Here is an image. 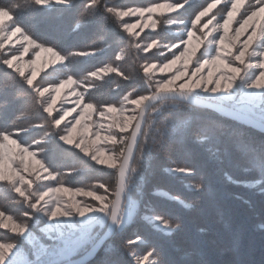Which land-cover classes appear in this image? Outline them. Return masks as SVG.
Returning <instances> with one entry per match:
<instances>
[{
	"label": "snow or ice",
	"instance_id": "obj_1",
	"mask_svg": "<svg viewBox=\"0 0 264 264\" xmlns=\"http://www.w3.org/2000/svg\"><path fill=\"white\" fill-rule=\"evenodd\" d=\"M221 2L222 0H212L206 3L185 22L175 19L176 16H169L166 20H157L153 16L186 10V6L191 7V0H171L126 10L108 4L105 0H84L73 31L79 30L82 25L94 24L104 28L111 18L127 34L128 48H134L137 52L156 49L157 53L164 57L159 64L149 61L141 66L149 94L137 92L133 95V89V92L123 96L122 101L113 104L93 99L95 90L100 87L96 81L103 80L104 76L110 73H115L125 80L133 79V76L117 63L126 59V48L115 55L113 62L90 70L82 79H78L68 72L72 61L74 58L88 57L95 52L87 48L64 52L55 42L36 37L21 22L22 15L29 8H44L49 11L57 10L56 6L72 8L73 0H24L23 4L19 0H10L9 3L0 0V65L12 69L18 75L19 80L13 77L14 86L19 87L20 94L28 98L29 107L47 114L42 116L39 122H33L27 127L18 125L15 120L10 123L0 122V182L6 183L15 199L19 198L17 202L26 205L25 210L18 215L0 209V231H4L8 236V239H0V264H43V258L46 256L63 257L65 252L74 254L80 246L88 242L92 226L103 214L110 212V218L117 227L120 224L117 216L122 210L126 212L129 220H132L140 205L130 197L125 198L124 193L127 190L129 171L136 172V168L131 167V164L136 159L134 147L140 143L138 137L144 138L141 153L149 159L152 155V148L148 145L150 133L143 128L145 114L150 108H155L156 103L174 101L179 81H185L178 85L180 95L185 98L192 96L196 89L203 93H225L227 95L222 97L206 98L231 101L233 110L238 114L252 112L257 105L261 113H264V52L257 49L258 44H264V0H224V6L220 9L222 23L213 11ZM238 15L240 19L236 20ZM127 16L144 18L150 21V24L126 22L124 17ZM205 17L208 19L202 24L201 21ZM213 21L216 23L213 24ZM234 22L239 25L235 29L232 28ZM158 25L165 28L181 25L182 29L179 35L163 46V40L158 38L159 34L145 37L148 41L146 43L140 42V33L136 29L150 26L155 30ZM221 30L222 34L213 35ZM118 43L123 44L124 38L119 37ZM210 43L216 45L214 55L207 51ZM16 44L20 47L15 48V51L12 48L6 49V45L15 47ZM201 46H205L203 53L197 56ZM165 49L171 53L170 56L165 55ZM30 50L33 58L23 62L24 56ZM193 64L195 67L189 72V67ZM25 69L29 71L26 73ZM47 69H50L47 76L38 80L41 71ZM157 69L160 73H172L171 78L154 80L152 74ZM205 69H208L206 76L203 75ZM242 81H246L245 91H241ZM65 94L75 97L71 101L73 107L66 109L61 105L57 109L58 101ZM199 98V93L192 96L194 100ZM68 102L66 99L65 103ZM126 105L134 106L128 114ZM54 110L60 112V115L54 116ZM73 113L76 115L73 116ZM116 113L123 117L122 121H116ZM94 114L99 115L100 122L93 121ZM70 116H73L72 120H68ZM107 119H112L113 123H104ZM90 122L95 124V130ZM129 128L132 129L130 142L126 135ZM35 129H42L43 132L39 138L33 136L29 141L28 137ZM101 131L106 134L101 135ZM157 131L160 133L159 143L163 149L167 131ZM105 142L111 147L98 146ZM55 148H60L63 152H68L69 148L78 149L96 164L107 165L118 172V187L110 211L109 189L105 188L104 184L98 185L104 189L103 195H97L95 191H85L83 188L63 186L62 180L58 179L62 173L51 168L47 162L46 153L54 151ZM165 171L181 179L196 175V169L188 166H172ZM259 171L264 177V155L261 156ZM226 179L238 185L247 186L249 183L233 181L229 176H226ZM42 181L49 183L38 185V182ZM186 186L197 192L204 190L203 177L199 182ZM154 194L174 201L181 207H191L178 196L161 192ZM77 196H88L100 203L98 206L84 204L75 199ZM64 197L70 202L65 201ZM144 208L146 214L143 219L162 237L171 236L180 229L178 220L161 214L154 206L145 204ZM76 216L81 217L76 223H53L61 219L74 220ZM41 218L44 227L40 231L45 233L47 239L53 241L52 246L44 244L31 231ZM105 239L106 237H100L92 248L93 255L104 248L105 257L101 264H174V261L165 260L160 250L143 236L135 235L124 242L123 248L131 257L128 260L121 259L113 245L104 247ZM25 244L27 248L24 247ZM133 245L136 246L135 249ZM193 264L206 262L194 261Z\"/></svg>",
	"mask_w": 264,
	"mask_h": 264
},
{
	"label": "trees",
	"instance_id": "obj_2",
	"mask_svg": "<svg viewBox=\"0 0 264 264\" xmlns=\"http://www.w3.org/2000/svg\"><path fill=\"white\" fill-rule=\"evenodd\" d=\"M3 2L9 3L10 0ZM19 2L23 4L24 0ZM158 2L171 0H120L106 3L125 8ZM208 2L212 0H191V7L186 6V10L180 14L190 18ZM73 4L72 8L56 6L57 10L52 11L29 8L22 15L21 22L36 37L55 42L64 52L84 48L94 51L95 54L87 58H74L72 61L68 72L78 79H82L90 70L113 62L121 49H127L126 59L117 63L133 79L125 80L115 73L105 76L103 80L96 81L100 87L94 92V100L115 104L133 89V95L137 92L148 93L141 66L152 55L128 48L127 34L111 18L104 28L94 24L82 25L79 30L73 31L84 0H73ZM164 36L159 35L162 44L167 40ZM119 37L124 38L123 44L118 43ZM13 77L20 79L12 69L0 65V122L15 120L18 125L25 127L39 122L47 114L29 107L28 98L20 94L19 87L14 86ZM209 100L216 102L214 99ZM223 104L231 107L227 103ZM158 129L167 131L163 149L160 147ZM144 131L150 133L148 145L152 148L151 159L140 151L144 147L142 137L132 164L136 172L130 171L126 191V198L139 202L140 208L130 224L117 227L104 247L113 245L118 256L128 260L131 257L123 244L127 239L140 235L150 240L165 260L174 261V264H193L194 261H204L206 264H264V182H260L264 177L259 171L261 156L264 155V134L214 112L172 100L157 103L155 108H151ZM42 132V129H35L28 137L29 141L33 136L39 138ZM46 155L51 168L62 173L58 179L62 180L63 186L99 191L98 185L104 184L112 192L115 189L116 171L96 164L78 149L69 148L68 152H63L55 148ZM172 166L192 167L196 169V175L181 179L165 171ZM226 176L233 181L249 183L247 186L231 183ZM202 177L204 190L197 192L186 186L199 182ZM159 190L180 197L191 207L184 208L155 195ZM13 195L6 183L0 182V209L18 215L25 210L26 205L17 202L19 198L15 199ZM145 204L178 220L180 229L171 236L162 237L143 220ZM103 216L105 224L95 227L88 234V242L76 250L72 258L80 256L104 232L109 213ZM0 239H8L4 231H0ZM44 239L40 238L45 244ZM132 247L135 249L136 246ZM104 257V248H101L87 264H101Z\"/></svg>",
	"mask_w": 264,
	"mask_h": 264
},
{
	"label": "rangeland",
	"instance_id": "obj_3",
	"mask_svg": "<svg viewBox=\"0 0 264 264\" xmlns=\"http://www.w3.org/2000/svg\"><path fill=\"white\" fill-rule=\"evenodd\" d=\"M105 1H106V2H109V3H111V2H113V3H117V2H119L120 0H105ZM158 3H160V2H158ZM162 3H165V2H162ZM138 5H139V6H135V5H133V6L125 7V8H121V7H118V8H120V9H125V10H126V9H128V8H131V7H149V6H152L153 4H142V5H141V4H138ZM223 6H224V0H222L221 4L217 6V9H214V10H213L214 13L217 14V17H218V19H220L221 23H222V17H221V15H220V9L223 8ZM182 11H185V9H184V10H183V9H180V10H178L177 12H165V13L163 14V16H159L158 14H155V15L153 16V18H154V19H157V20H166L169 16H175V15H177V18L175 17V19H177V20H182V21L187 22V20H188L189 18L183 17V16L180 14ZM242 12H243V9H241V13H242ZM193 18H194V17H193ZM207 19H208V18L205 17L204 20L201 21V23L203 24L204 22L207 21ZM239 19H240V15H238V16L236 17V20H239ZM124 21H126V22H130V23H149V24H150V21H148V20H146V19H144V18H141V17H137V16H127V17H124ZM215 23H216V22L213 21V24H215ZM116 24H117V23H116ZM117 25H118V24H117ZM118 26H119V25H118ZM238 26H239V25H238L237 23L234 22L233 25H232V28L235 29V28L238 27ZM210 27H211V26H210ZM181 29H182V26H181V25L168 26L167 28H165L163 25H158V27H157L155 30H153V29L149 26V27H147V28H143V29H136V31L140 33L139 40H141L142 43H146V42H148V41L145 40V37H151V36H153V35L156 36L157 34H159V35H160V34H164V35H165L164 38L167 39V40L164 41V43L162 44V46H163V45H166V44L170 43L171 40H172V38H174L175 36L179 35V32H180ZM164 31L167 32L168 34H167V33H163ZM125 34H126V33H125ZM220 34H222V30H221L220 33H213L214 36H218V35H220ZM198 35H199V33H198ZM158 38H159V37H158ZM160 39H162V38H160ZM19 47H20L19 44H16L15 47H13V45H6V49H8V48H12L13 51H15V48H19ZM204 47H205V46H201V50L197 53V56H200V55L203 53V49H204ZM215 47H216V45L210 43L209 46H208V49H207L208 53L214 55V54H215ZM257 49H258L259 51H261V52H264V44H258V45H257ZM164 52H165V55H169V56L171 55V53L168 52L166 49L164 50ZM141 53L144 54V55H146V54H151V55H152V57L149 58V60H148L147 62H145V63H148L149 61H151L152 63L159 64L160 61L164 59L163 56H160V55L157 53L156 49H153V50H151V51L141 52ZM88 57H89V56H88ZM30 58H33V57H32V50H30L29 53H28L26 56H24V61H23V62H27V61H29ZM86 58H87V57H86ZM194 67H195V64H193L192 66H190V67H189V72H191V71L194 69ZM141 68H142V67H141ZM25 71H26V73H27V72L29 71V69H25ZM49 71H50V69L42 70L41 73H40V76H38L37 79L40 78V77H42L43 75H47V73H48ZM207 71H208V69H205L203 75L206 76V75H207ZM110 74H112V73H110ZM110 74H108V75H110ZM171 75H172V73H160V72L158 71V69H157V70H154V73L152 74V78H153L154 80H157V81H158V80H167V79H170V78H171ZM106 76H107V75H106ZM104 77H105V76H104ZM186 79H187V78H185V80H186ZM184 82H185L184 80H181V81L178 82V85H179V84H182V83H184ZM245 83H246V81H242V82H241V85H240V87H241V91H245V90H246L245 87H244ZM178 85H177V90H176V92H179V87H178ZM67 91H68V90H66V92H67ZM196 93H199L200 97H201V96H204V98L201 97V98H203V99H206V97H209V96L222 97V96L227 95V94H225V93H220V94L203 93L200 89H196L195 92L192 93V95L195 96ZM146 94H149V93H146ZM126 95H127V94H126ZM137 98H138V97H137ZM66 99L69 101L68 103H65V100H66ZM74 99H75V97H71V96H69V95H67V94L62 95L61 98H60V100L58 101V103H57V105H56V108L58 109V108L61 107V105H63L64 108H66V109H70L71 107H73V104L71 103V101L74 100ZM122 100H123V99H122ZM122 100H121V101H122ZM206 100H209V99L207 98ZM214 100H216V102L218 101L217 103H221V104H223V103H227V104H229V105L232 107V102H231V101L223 100V99H214ZM209 101H211V100H209ZM214 102H215V101H214ZM224 105H225V104H224ZM226 106H228V105H226ZM132 107H134V106L126 105V108L128 109V112H126V114L130 113ZM138 110H139V109H137V111H138ZM77 111H79V109H77ZM244 114H246V115H248V116H250V117H253V118H255V119L259 120V121L264 122V113H261L260 108H259L258 105H257V107L255 108L254 111H252V112H248V113H244ZM53 115H54V116H59V115H60V112L54 110ZM75 115H76V114L73 113V116H75ZM109 115L112 116L113 114H109ZM114 115H115V119H116V121L120 122V121L123 120V117H122L119 113H116V114H114ZM73 116L68 117V120H72V119H73ZM93 121H94V122H100V118H99V115H98V114H94V116H93ZM66 122H67V121H66ZM103 122L106 123V124H110V123H113V120H112V119H107V120H105V121H103ZM90 123H93V122H90ZM62 127H63V125H62ZM247 128H249V127H247ZM93 129L95 130V124H94V123H93ZM250 129H251V128H250ZM131 130H132V129L129 128V131H128V132H131ZM105 134H106V132L101 131V135H105ZM126 135H127L128 138H129L130 133H129V135H128V133H127ZM93 139H94V137H93ZM98 146H99V147H102V148H105V147L110 148V147H111L110 145H107L106 142H105L104 144H101V145H98ZM94 162H95V161H94ZM98 165H100V164H98ZM101 166H104V167L108 168L107 165H101ZM116 179H117V177H116ZM46 183H48V181H42V182H38V185H40V184H46ZM127 183H128V181H127ZM38 185H34V187H37ZM58 186H59V185H58ZM105 188H107V187H105ZM99 189H100L99 191H96V190H93V189H89V190L85 189V191H95V194H97V195H103V194H105L103 188H99ZM115 189H116V182H115ZM115 189L113 190V192L109 189V195H108V200H109V202H110V206H109V208H111V202H112V200H113V196H114V193H115ZM37 191H39V189H37ZM126 191H127V190H126ZM158 192L165 193L164 191H161V190H159ZM157 196H160V195H157ZM125 198H126V195H125ZM64 199H65V201H68V198H67V197H64ZM75 199H76L78 202H81V203H84V204H89V205H92V206H98L99 203H100V202H98V201L93 200L91 197H88V196H77V197H75ZM68 202H70V201H68ZM133 202H135V201H133ZM109 214H110V212H109ZM103 215H104V214H103ZM103 215H101V216L96 220L95 224L92 226V231L95 229V227L103 226V224H105V221H106V220H105V217H104ZM144 215H145V213L143 214V216H144ZM108 218H109V217H108ZM80 219H81V217L76 216L74 220L61 219V220H59V221H53V223H61V224L76 223V222H78ZM143 220H144V219H143ZM143 220H142V221H143ZM131 221H132V220H129V218H128L126 212L122 210V214H121V218H120L119 228H122V227H124V226L130 224ZM144 221H145V220H144ZM145 222H146V221H145ZM106 223H107V222H106ZM40 224H41V226H40L39 228H37ZM147 224H148V223H147ZM106 225H107V224H106ZM148 225H149V224H148ZM43 227H44V222H43V218H41V221H40L35 227H33V228L31 229V231H33L34 234H35L36 236H38L39 238L44 237V238H45V239H44L45 244H46V245H50V246H52V245H53V241L47 239L45 233H43V232L40 231V229L43 228ZM65 230H66V229H65ZM92 231H91V232H92ZM53 235H55V234H53ZM83 246H84V244H83L82 246H80L77 250L81 249ZM24 247L27 248V244H25ZM57 247H59V246L57 245ZM75 253H76V252H75ZM73 255H74V254H71V255H70L68 252H65L64 255H63V257H61V256H56V257L46 256V257H44V259H43V264H61V263L65 262V261L70 260V259L72 258ZM91 261H92V260H91ZM88 263H89V262H88Z\"/></svg>",
	"mask_w": 264,
	"mask_h": 264
},
{
	"label": "water",
	"instance_id": "obj_4",
	"mask_svg": "<svg viewBox=\"0 0 264 264\" xmlns=\"http://www.w3.org/2000/svg\"><path fill=\"white\" fill-rule=\"evenodd\" d=\"M175 95H176V99L174 101L182 102V103L188 104V105L193 106V107H198L201 109H205V110L214 112L223 118H226V119L231 120L237 124L243 125L245 127H249L251 129L259 132V133L264 134V122L259 121L253 117H250L246 114H238L233 110L232 107L226 106V105L221 104V103L209 101V100L203 99L201 97L199 99L194 100V99H192L193 95L185 98L184 96L180 95L179 92H176ZM150 110H151V108L145 114V117H144L145 122L143 123V128L145 127L146 117H147ZM130 134H131V132H130ZM128 139L130 142V135H129ZM138 139H139V141H141L142 137H138ZM138 146H139V144L134 147V155H136ZM132 164H131V167H132ZM129 175H130V171L128 173L127 181L129 179ZM116 177H117V179H116V189H117V187H118V172H116ZM116 189H115V191H116ZM125 195H126V192L124 193V196ZM112 201H115V195L113 196ZM111 207H112V205H111ZM110 210H111V208H110ZM121 214H122V212H121ZM121 214L117 216V219L119 221L121 218ZM110 215L111 214H109V218H108L107 225H106L104 232L94 241V243L92 245H90L89 248L86 251H84L80 256L71 258L70 260L65 261L61 264H87L88 262L93 260L96 257V255L99 253V251L101 250L100 249L99 251L95 252L94 255L92 254V248L95 246L97 240L100 237H106V239H105V243H106L112 237V235L114 234V232L117 229V225L112 222Z\"/></svg>",
	"mask_w": 264,
	"mask_h": 264
}]
</instances>
